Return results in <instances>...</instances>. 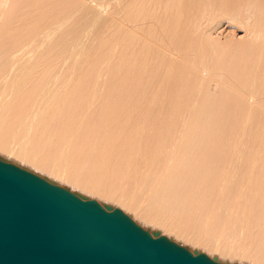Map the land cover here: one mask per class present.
I'll list each match as a JSON object with an SVG mask.
<instances>
[{
	"label": "bare ground",
	"instance_id": "6f19581e",
	"mask_svg": "<svg viewBox=\"0 0 264 264\" xmlns=\"http://www.w3.org/2000/svg\"><path fill=\"white\" fill-rule=\"evenodd\" d=\"M0 158L264 264V0H0Z\"/></svg>",
	"mask_w": 264,
	"mask_h": 264
},
{
	"label": "water",
	"instance_id": "95a60500",
	"mask_svg": "<svg viewBox=\"0 0 264 264\" xmlns=\"http://www.w3.org/2000/svg\"><path fill=\"white\" fill-rule=\"evenodd\" d=\"M0 264H226L0 158Z\"/></svg>",
	"mask_w": 264,
	"mask_h": 264
},
{
	"label": "rangeland",
	"instance_id": "374dc122",
	"mask_svg": "<svg viewBox=\"0 0 264 264\" xmlns=\"http://www.w3.org/2000/svg\"><path fill=\"white\" fill-rule=\"evenodd\" d=\"M228 24H229V23H228ZM228 24L226 23L224 27H225L226 29H231L233 26H229ZM226 25H227V27H226ZM230 27H231V28H230ZM241 35H242V32H239V31H236V32H235V36H236V38H240L239 36H241ZM211 86H212L213 88L215 87L214 84H212ZM225 131H228V130L226 129ZM30 149L33 150L32 148H30ZM35 153H36V151H35ZM41 154H42V153H41ZM38 155H39V153H38ZM42 155H43V154H42ZM43 156H44V155H43ZM46 156H47V155L44 156V157H45L44 159L47 160V159L49 158L48 161H46V162H49V163H50V164L48 163L49 165H51V164L57 162L56 160H53L54 157H50V156L48 157V156H47V158H46ZM41 157H42V156H41ZM55 159H56V158H55ZM57 159H58V158H57ZM58 160H59V159H58ZM51 162H53V163H51ZM62 162H63L62 160H60V162L58 161V164L62 165V166H60V165H59V166H60V167H65V166H64V163H62ZM61 163H62V164H61ZM58 164H56L57 166L55 165L56 168L58 167ZM65 165H66V164H65ZM51 166L53 167L54 164L51 165ZM66 166H68L67 170L70 169V171L73 172V173H70V174H72V176L75 174L74 172H76V171L78 170V173H79V174H78V175L75 174V176L77 175V177H80V178H78V179H80V180H87V181H88V179L91 177V175H90V177H89V174L87 175V173H84V172L81 170V168L79 169V167H76V166H75V169H74V165H71V164H69V163H68ZM70 166H71V168H69ZM72 166H73V170H72ZM60 167H59L58 169H60ZM53 168H55V167H53ZM65 168H66V167H65ZM62 170L64 171V169H62ZM81 171H82V173H83L82 176H81ZM65 172H66V170H65ZM76 173H77V172H76ZM70 174H68V175H70ZM70 176H71V175H70ZM75 176H74V177H75ZM85 178H86V179H85ZM120 190H121V189H120ZM118 192H119V190L117 191L116 194H117V196H119V197L121 198V196H122L121 194L123 193V191L121 190V194L118 193ZM125 193H127V192H124V193H123V196L125 195ZM126 195H127V194H126ZM128 196L130 197L131 195L128 193ZM128 196H127V198L124 196L126 200L128 199ZM124 197H122V198H124ZM132 197H133V196H132ZM133 198H134L135 201H136V197H133ZM131 199H132V198H131ZM131 199H130V200H131ZM137 199L140 200V198H138V197H137ZM128 200H129V199H128ZM139 200H137L136 202H138ZM135 201L133 200V201H132V204H133ZM140 201H141V200H140ZM136 202H135V203H136ZM141 202H142V201H141ZM129 203H131V201H129ZM135 203H134L133 205H131V206L135 207V206H134ZM143 203H144V202H143ZM140 204H141V203H138V205L136 204V205H137L136 209H137V208H141L140 211L142 210L143 212H149V213H150V211L148 210L149 208H148L147 205H145V206H147L148 209H147V208H146V209H147L148 211H145V210H143L142 207H139ZM141 205H142V204H141ZM142 206H144V205H142ZM145 206H144V207H145ZM152 210H153V208H152ZM152 210H151V212H152ZM153 213H154V211H153ZM150 214H152V213H150ZM168 215H169V214H168ZM168 215H167V216H168ZM173 216H174V215H173ZM164 217H165V220L168 221V217H167V218H166V216H164ZM171 218H174V217H171V215H170L169 221H173V219H171ZM183 220H185V219H183ZM174 221L178 223L177 225H182V226H183V223H184V222H183L182 224H180L181 221H178L177 219H175ZM174 221H173V222H174ZM185 222H186V220H185ZM186 224H187V222H186ZM201 228H202V227H201ZM194 229H195V227H194ZM199 229H200V228H199ZM199 229H197V231H198ZM201 230H202V229H201ZM201 230L199 231L200 234H201V233H203V234H204V233H208L207 231L204 232L205 229H204V231L202 230L203 232H201ZM209 233H210V231H209ZM154 234H155V233H154ZM197 234H198V233H197ZM203 234H202V236L205 235V236L208 237V235H206V234L203 235ZM216 234H218V233H216ZM216 234H215V235H216ZM156 235H157V234H156ZM210 235L213 236L214 234H212V232H211ZM210 235H209V236H210ZM215 235H214V236H215ZM199 236L202 237L201 235H199ZM211 236L208 237L207 239L210 240V239H211ZM214 236H213V238H212L211 240H214ZM216 236H217V237H216ZM216 236H215V237H216L215 239H217V241H218V237H220V236H219V234L216 235ZM203 238H206V237H203ZM211 240H210V241H211ZM219 240L222 241V239H219ZM210 241H209V242H210ZM211 242L213 243V241H211ZM216 243H217V242H216ZM214 244H215V243H214ZM248 245H249V244H246V246H248ZM250 247H251V246H250ZM251 248H253V247H251ZM255 251H256V250H255ZM254 253H255V252H254Z\"/></svg>",
	"mask_w": 264,
	"mask_h": 264
}]
</instances>
